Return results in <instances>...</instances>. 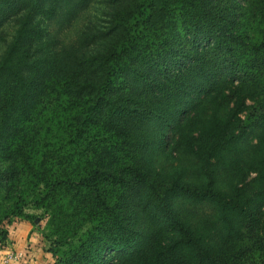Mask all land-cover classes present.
<instances>
[{
    "label": "trees",
    "instance_id": "16d2710c",
    "mask_svg": "<svg viewBox=\"0 0 264 264\" xmlns=\"http://www.w3.org/2000/svg\"><path fill=\"white\" fill-rule=\"evenodd\" d=\"M1 43V239L33 196L54 264H264V0H0Z\"/></svg>",
    "mask_w": 264,
    "mask_h": 264
},
{
    "label": "rangeland",
    "instance_id": "374dc122",
    "mask_svg": "<svg viewBox=\"0 0 264 264\" xmlns=\"http://www.w3.org/2000/svg\"><path fill=\"white\" fill-rule=\"evenodd\" d=\"M92 8L84 12V18L78 20V25L85 27L91 20L94 21ZM68 43H74L76 32L67 29ZM76 37V36H75ZM9 39V36L7 37ZM4 46L0 44V54ZM32 191L24 193L27 199ZM32 196V195H31ZM29 197L27 206L24 207L25 216H15L10 223L3 225L8 232V237L1 239L0 231V264H54L62 256L64 247L60 240V213L37 206ZM2 203H0L1 205ZM38 220V221H37ZM37 221V222H36ZM24 224V226H23ZM25 225L27 227L25 228ZM57 256H53V252Z\"/></svg>",
    "mask_w": 264,
    "mask_h": 264
},
{
    "label": "crops",
    "instance_id": "0c3cea01",
    "mask_svg": "<svg viewBox=\"0 0 264 264\" xmlns=\"http://www.w3.org/2000/svg\"><path fill=\"white\" fill-rule=\"evenodd\" d=\"M23 226H24V224H23ZM27 227V225H25V228Z\"/></svg>",
    "mask_w": 264,
    "mask_h": 264
},
{
    "label": "water",
    "instance_id": "95a60500",
    "mask_svg": "<svg viewBox=\"0 0 264 264\" xmlns=\"http://www.w3.org/2000/svg\"><path fill=\"white\" fill-rule=\"evenodd\" d=\"M37 221H38V220H37ZM37 221H36V222H37Z\"/></svg>",
    "mask_w": 264,
    "mask_h": 264
}]
</instances>
